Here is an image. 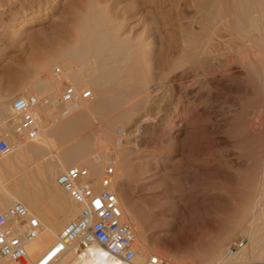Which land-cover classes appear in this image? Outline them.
Returning a JSON list of instances; mask_svg holds the SVG:
<instances>
[{
    "label": "rangeland",
    "instance_id": "374dc122",
    "mask_svg": "<svg viewBox=\"0 0 264 264\" xmlns=\"http://www.w3.org/2000/svg\"><path fill=\"white\" fill-rule=\"evenodd\" d=\"M16 2L12 4L11 9L3 10L0 26L2 27L0 30H3L0 31V94L3 97L2 95L0 97L5 100H9L12 96H14L12 99L26 96L25 93L31 87L29 83L31 84L35 77L30 69L35 65L45 64L53 58L51 57V53L54 52L53 47L60 44L63 47L62 44L68 42L66 40L76 29L75 16L78 15V9L80 11L88 7V0H16ZM165 2L161 4V1L157 0L151 5V9L156 6L154 10L161 14L159 22L161 21L164 27L162 30L164 36H159V39L160 37L164 40L171 39V36L165 34L169 31L172 35L174 32L173 21L170 19L176 17L178 13L182 17L181 12L183 18L186 15L183 19L185 23H190L188 20L193 19V22L197 21L194 27H200L201 23L195 19L194 8L188 7L185 0L179 5H172L169 0ZM107 4L109 3L105 5ZM153 5L155 6L152 7ZM126 15V19H129L128 22H125L126 19L124 21L126 25L135 21L131 20L128 14ZM233 18L236 19L234 26L238 28L242 26L237 17ZM259 35L258 33L254 35L255 37L252 35V38ZM153 39L151 38V41ZM155 56H151L155 61H151L154 65L161 60L158 55ZM219 60H215L214 63H218ZM239 60L237 65L243 71L237 75L233 85L227 81L230 85L217 86L218 84H211L204 78L202 83L197 85L202 92L204 91L203 97L191 104L186 98L185 100L178 98V94L176 95L173 89L168 87L171 86L170 83L163 86L167 88L160 90L156 88L158 86H152L151 89L154 90L149 106H146V109L141 108L130 123H118L115 127L116 140H120L117 141L119 146H122L121 142H131L128 145L123 144L127 146L125 153H121L117 145L106 140L102 135L96 138L95 142L101 148H105V152H114L117 164L112 165L110 171H113L120 184L116 194L124 214L125 212L128 214L127 218L140 234H138L140 237L138 242L142 240L147 245L149 251L147 259L151 255H162L171 264H205V262L208 264L207 261L213 255L211 252L216 251L221 241L224 240L223 243L230 247L234 241L245 238L244 247L251 260L264 261V255L263 258L260 256L264 253V235H262L264 225L259 223L261 220L257 222L259 215L255 214L259 213L260 209H264V73L261 66H258L260 61V63L256 61L255 65L258 67L254 68L255 71H251L252 68L246 67L243 63L245 61ZM168 62L170 63V58ZM228 63L222 60L224 65L219 73L229 72ZM204 66L202 67L204 70L200 68L198 72L206 71L212 74L214 68L219 67ZM191 72L194 75V72ZM184 85L183 90L186 87ZM27 86H29L28 90ZM29 92L34 93L30 90ZM36 98L41 102V109L46 107L45 113L62 111L63 107L59 99L52 101V104L48 102L49 106L48 104L46 106L41 95ZM128 104L130 102L126 105ZM179 111L181 114L185 113L184 119L175 116ZM103 120L102 124L105 123ZM99 123L98 120L93 125ZM12 125L10 130L3 127L10 133L11 138L17 136L20 141L19 136L11 128ZM32 141L21 142L29 144ZM59 144L60 142L55 143L56 146ZM46 153L49 157L53 154L51 151ZM126 153H129V156L125 155ZM43 160L34 151H30L23 166L28 174H38L39 170L45 172L40 187L46 185L51 167ZM16 165L15 174L22 173L19 167H22V164ZM72 165L76 164H70ZM14 176L11 180H5L6 185L12 190L15 189L16 176ZM260 194H262L261 204L255 208L256 199ZM252 206L255 209H252ZM52 211L58 212L59 209L53 208ZM253 221L261 225L260 236H263L259 239L262 240L260 244L257 243L256 246L251 244L250 235L246 231ZM142 237L144 240L141 239ZM253 254L258 259L253 258ZM228 256L230 255L226 251L225 260Z\"/></svg>",
    "mask_w": 264,
    "mask_h": 264
},
{
    "label": "bare ground",
    "instance_id": "6f19581e",
    "mask_svg": "<svg viewBox=\"0 0 264 264\" xmlns=\"http://www.w3.org/2000/svg\"><path fill=\"white\" fill-rule=\"evenodd\" d=\"M155 1L157 0H88L87 8L84 7L80 11L78 9V15L75 16L76 26L72 23L76 27L74 35L71 33L73 38L71 35L68 40L63 37L68 42H64L63 47L61 44L51 47L52 50L54 49V52L51 51L52 59L42 66L35 65L30 69L35 77L31 84L29 83L30 89L27 86V90L34 91V93L30 94L28 90L29 93L25 91V94L26 96L36 94L39 97L41 95V98L47 100V103L44 102L46 106L48 102L52 104L54 100L59 99L61 102V93L68 85L74 86L77 91L85 86L90 87L93 96L89 99H82L77 95L67 105L68 113L62 108L61 112H49L48 110L49 114H47L44 112L47 110L46 107L41 109V102H39L35 110L39 116L44 113L42 117H39L42 118L38 125L39 137L29 144H23L16 138L17 136L10 137L12 142L17 143V147L12 153L0 156V210L3 208L5 210L13 203L20 202L30 213L39 218L41 230L39 236L27 244V261H11L0 256V264H29L49 250L61 231L60 229L76 218L80 212V206L73 200L71 194L57 182L58 175L70 164L88 167L91 176L96 179L108 172L113 174L110 170L117 164L114 152H105L106 149L101 148L95 142L96 138L102 135L106 140L117 145L121 153H125L127 146L123 144L128 145L131 142H121L122 146H119L117 141L120 142V140H116L117 128L115 127L118 123H130L141 108L146 109L145 107L149 106L154 90L151 89L152 86H158L156 88L160 90L170 83L171 86L168 87H171L176 95L178 94V98H186L191 104L203 97L204 91L202 92L197 85L199 86L204 78L208 79L211 84H218L217 86L230 85L227 81L233 85L237 75L243 71L237 65L238 59L245 61L243 63L246 67L252 68L251 71L261 66L264 73V0H185L188 7L194 8L195 19L199 20L198 23L201 25L197 26L198 30H196L197 27H194L196 20L193 22V19H189L191 24L185 23L183 19L186 15L183 18V12H181L182 17L178 13L179 16L170 19L175 29L172 35L169 31L165 33L171 36L168 40H164L163 37L158 38L161 35L164 36L162 34L164 27L161 21L159 22L161 14L154 10L156 6L153 5L152 7H155L151 9ZM160 1L161 4H165L168 0ZM169 1L172 5H179L184 0ZM14 2L16 0H0V26L3 19L2 14L4 15L3 10L10 8ZM106 3L109 4L105 5ZM126 14L135 21L126 25L127 23H124L127 18ZM234 16L242 23L239 28L234 26V20H236ZM128 20L126 19L125 22ZM257 33L260 35L252 38V35L255 37ZM151 38H154L153 41ZM59 47L60 49H56ZM55 51L58 52L55 53ZM153 54L161 58L160 63L152 64L151 56H155ZM215 60H219L218 63H214ZM222 60L226 63L230 62L228 63L230 70L227 74L224 71L219 73L224 65ZM257 60L261 62L258 66L255 65ZM203 64L212 65L213 68L214 65L219 67L218 69L215 67L213 72L209 68L212 72L209 74L206 71L202 72ZM200 68L203 69L202 73L198 72ZM206 70H208L207 67ZM183 85L186 86L185 90L182 89ZM165 88L167 87L163 89ZM12 97L9 100L0 97V123L9 130L10 125L15 122L12 111L14 98ZM129 102L130 104L126 105ZM184 114L179 111L175 113V116L178 119H184ZM101 119H106V121L103 120L104 124L101 123ZM98 120L100 123L94 126L93 124ZM13 126L11 128L14 130ZM56 142L60 144L56 146ZM30 151H34L41 159H44L43 161L51 165L48 171V181L43 187L39 186L45 175L43 170H39L38 174H28L24 170L23 166ZM49 151L53 153L50 157L46 153ZM128 154L125 155L129 156ZM19 163L23 168L18 165ZM16 164L22 169V173L15 174ZM13 175L16 176V181L14 182L15 189L12 190L6 185L5 180H11ZM118 185L120 184L114 175L112 185L114 192ZM261 198L262 194L256 199L255 208L261 204ZM252 207L255 209L254 206ZM53 208L59 211L53 212ZM262 210L255 213L256 216L257 214L260 216H257L259 219L255 218L257 222L261 220L259 223L264 225V211ZM124 215L134 229L127 218L128 214L125 212ZM246 229L250 235L251 244L253 246L260 244L262 240L259 241V239L263 237L260 236L262 234L261 225L253 221ZM134 232L138 249L135 261L142 264L147 260L149 251L145 242L142 240L138 242L139 233L135 229ZM223 241L219 243L220 246L216 247L217 249L216 245L214 246L216 251L214 249L215 252H211L213 255L209 256L211 259L207 261L208 264H258L261 262L251 260L246 247L238 250L235 255H231L229 246H226ZM226 251L230 256L225 260ZM255 255L253 258H256ZM263 255L264 253L260 256L263 258ZM64 263L124 264L120 257L111 256L99 245L88 246L81 258L74 255L68 256Z\"/></svg>",
    "mask_w": 264,
    "mask_h": 264
},
{
    "label": "built area",
    "instance_id": "2783aa9c",
    "mask_svg": "<svg viewBox=\"0 0 264 264\" xmlns=\"http://www.w3.org/2000/svg\"><path fill=\"white\" fill-rule=\"evenodd\" d=\"M89 99L91 89L79 92L72 85L64 88L61 106L68 113L67 105L76 96ZM35 96H17L12 101L14 131L20 141H32L39 137V115ZM45 103L47 100L43 99ZM17 147L10 141V133L0 123V156L12 153ZM113 174L108 172L99 179L91 176L86 166L72 165L57 177V182L69 192L80 206V212L59 232L49 250L29 264H77L64 263L70 256L80 257L90 245H99L111 256L120 257L124 264H140L134 229L128 223L119 198L112 190ZM41 230L38 217L30 213L20 202H15L0 211V256L11 261H27V244L36 239ZM246 245L245 238L230 244L229 253L235 255ZM142 264H171L162 255H151Z\"/></svg>",
    "mask_w": 264,
    "mask_h": 264
}]
</instances>
